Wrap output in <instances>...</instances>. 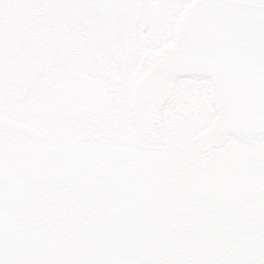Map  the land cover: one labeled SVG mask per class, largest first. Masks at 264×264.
<instances>
[{
    "label": "snow or ice",
    "instance_id": "1",
    "mask_svg": "<svg viewBox=\"0 0 264 264\" xmlns=\"http://www.w3.org/2000/svg\"><path fill=\"white\" fill-rule=\"evenodd\" d=\"M0 264H264V0H0Z\"/></svg>",
    "mask_w": 264,
    "mask_h": 264
},
{
    "label": "flooded vegetation",
    "instance_id": "2",
    "mask_svg": "<svg viewBox=\"0 0 264 264\" xmlns=\"http://www.w3.org/2000/svg\"><path fill=\"white\" fill-rule=\"evenodd\" d=\"M165 91L169 94L172 95L176 92L181 87V80L180 78L173 76L171 77L165 84ZM165 107V104H161L159 106L160 111H163Z\"/></svg>",
    "mask_w": 264,
    "mask_h": 264
}]
</instances>
